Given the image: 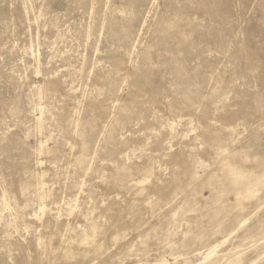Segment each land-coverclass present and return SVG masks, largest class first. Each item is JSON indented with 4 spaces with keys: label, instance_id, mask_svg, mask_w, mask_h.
<instances>
[{
    "label": "rangeland",
    "instance_id": "1",
    "mask_svg": "<svg viewBox=\"0 0 264 264\" xmlns=\"http://www.w3.org/2000/svg\"><path fill=\"white\" fill-rule=\"evenodd\" d=\"M0 264H264V0H0Z\"/></svg>",
    "mask_w": 264,
    "mask_h": 264
}]
</instances>
